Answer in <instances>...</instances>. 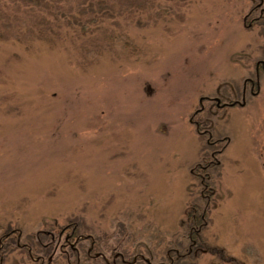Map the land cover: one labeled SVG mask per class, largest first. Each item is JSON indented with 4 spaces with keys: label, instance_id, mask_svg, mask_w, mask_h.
Masks as SVG:
<instances>
[{
    "label": "rangeland",
    "instance_id": "rangeland-1",
    "mask_svg": "<svg viewBox=\"0 0 264 264\" xmlns=\"http://www.w3.org/2000/svg\"><path fill=\"white\" fill-rule=\"evenodd\" d=\"M254 3L0 0V264H264Z\"/></svg>",
    "mask_w": 264,
    "mask_h": 264
},
{
    "label": "trees",
    "instance_id": "trees-1",
    "mask_svg": "<svg viewBox=\"0 0 264 264\" xmlns=\"http://www.w3.org/2000/svg\"><path fill=\"white\" fill-rule=\"evenodd\" d=\"M220 152V151H219ZM212 157H214L215 155L211 154ZM208 165H212V163H214V159H210L208 162ZM216 165V163H215ZM206 166L208 171L210 172L212 167ZM199 167V165H197V168ZM195 168V167H194ZM196 169V168H195ZM199 169V168H198ZM206 176L208 175V173H205ZM203 180L201 181V190L200 193L202 192V194L204 195L205 200H206V206H207V202H208V198L207 196H209L210 194H206V190L205 187L210 188V191L213 192V188H212V182L206 180L207 178H204L205 176H202ZM201 177V179H202ZM213 207V205H212ZM194 210V209H193ZM197 209L195 211H192L186 220V224H184V234L185 237L187 239V246L185 247V251H175L174 255L170 254V258L173 259L172 261H174V263H178V264H184L183 259L185 258L186 254L192 252L194 250V248L196 247L197 244H199L202 247H205L204 249H207V252L210 253H219V251H221V258L223 255V262H230L232 264H243L241 261L236 260L235 258H233L230 255H226L224 254V252L218 248H214L213 246L207 245L205 243H201V239L199 237V232L203 229L204 225L207 223V216H206V207H203V209H201L199 212H196ZM11 231L8 233V236H10ZM29 250V248H28ZM30 250H31V246H30ZM170 252V251H169ZM169 264H172L169 263Z\"/></svg>",
    "mask_w": 264,
    "mask_h": 264
},
{
    "label": "flooded vegetation",
    "instance_id": "flooded-vegetation-1",
    "mask_svg": "<svg viewBox=\"0 0 264 264\" xmlns=\"http://www.w3.org/2000/svg\"><path fill=\"white\" fill-rule=\"evenodd\" d=\"M255 1V3L253 4V6L250 8V10L247 12V14L243 17V24L247 27H251L252 25H256L258 27L263 26L264 24V0H253ZM263 5V6H262ZM261 31H264V26L262 27ZM262 60H259V62H257L254 66V76L255 79H251V78H246L247 80L244 81V84L242 86V98H243V94L244 91H246V83H249V93L250 94H256L258 92V88H259V63L261 65V68L263 69V74H264V63L261 62ZM256 89V90H254ZM203 99L205 100H211V102L214 103V105L218 106V107H223V106H231L233 104H243L242 102H238V101H233V102H223L221 101L220 97L217 96H213V97H201L199 102H201ZM202 108L196 109L195 112L199 111ZM196 127L198 128V122H195Z\"/></svg>",
    "mask_w": 264,
    "mask_h": 264
}]
</instances>
